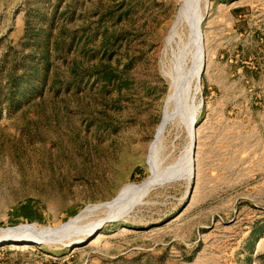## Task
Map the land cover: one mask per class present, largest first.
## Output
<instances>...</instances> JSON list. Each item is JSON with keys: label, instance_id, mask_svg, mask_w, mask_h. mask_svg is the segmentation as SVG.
Here are the masks:
<instances>
[{"label": "rangeland", "instance_id": "obj_1", "mask_svg": "<svg viewBox=\"0 0 264 264\" xmlns=\"http://www.w3.org/2000/svg\"><path fill=\"white\" fill-rule=\"evenodd\" d=\"M0 232L40 243L0 264H264V0H0Z\"/></svg>", "mask_w": 264, "mask_h": 264}, {"label": "bare ground", "instance_id": "obj_2", "mask_svg": "<svg viewBox=\"0 0 264 264\" xmlns=\"http://www.w3.org/2000/svg\"><path fill=\"white\" fill-rule=\"evenodd\" d=\"M195 5H196V4H195ZM191 6H192V5H191ZM191 6H190V7H191ZM190 7H189V8H190ZM191 8H192V7H191ZM193 8H194V7H193ZM184 12H185V11H183V13H184ZM196 13H197V12H196ZM181 15H182V14H181ZM194 15H195V14H194ZM178 17H180V15H179ZM185 17H186V16H185ZM185 17H184V18H185ZM189 18H191V17H189ZM182 19H183V18H182ZM191 19H192V18H191ZM183 20H184V19H183ZM186 21H187V20H186ZM186 21H184V22H186ZM189 21H190V20H189ZM184 22H183V23H184ZM191 22H192V21H191ZM183 23H181L180 25H182ZM192 23H193V22H192ZM192 23H191V24H192ZM194 23H195V22H194ZM196 25H198V24H196ZM174 26H175V25H174ZM176 26H177V25H176ZM178 26H179V25H178ZM180 27H181V26H180ZM174 29H175V28H174ZM178 29H180V28H178ZM178 29L174 30V32L176 31L175 33H177V30H178ZM170 32H171V30H170ZM171 33H172V32H171ZM171 33H170V34H171ZM181 33H182V32H181ZM176 35H178V33H177ZM170 36H171V35H170ZM173 36H174V35H173ZM192 36H194V34H193ZM192 36H191V37H192ZM174 37H175V36H174ZM169 38H171V37H169ZM177 39H178V38H177ZM193 39H194V38H193ZM175 40H176V39H175ZM181 41H182V38H181ZM188 41H189V40H188ZM179 42H180V41H179ZM182 42H183V41H182ZM182 56H183V55H182ZM184 58H185V57H184ZM178 61H179V60H178ZM182 61H183V60H182ZM179 62H180V61H179ZM178 64H179V63H178ZM180 64H181V63H180ZM184 65H185V64H184ZM178 66H179V65H178ZM182 66H183V65H182ZM184 67H185V66H184ZM162 69H163V67H162ZM167 69H168V68H167ZM176 69H177V68H176ZM181 69H183V68L181 67L180 70H181ZM193 69H194V68H193ZM180 70H179V71H180ZM184 72H185V71H184ZM167 73H168V72H167ZM171 73H172V72H171ZM171 73H168V75L171 74ZM185 73H186V72H185ZM189 73H190V71H189ZM179 74H180V73H179ZM183 75H184V73H183ZM171 76H172V75H171ZM187 76H188V74H187ZM190 76H191V75H190ZM190 76H189V77H190ZM174 77H176L175 74H174ZM171 78H172V77H171ZM177 78H178V75H177ZM180 78H181V75H180ZM180 78H179V79H180ZM187 78H188V77H187ZM190 78H191V77H190ZM190 78H189V79H190ZM175 79H176V78H175ZM181 79H182V78H181ZM174 81H175V80H174ZM180 81H181V80H180ZM174 84H175V83H174ZM184 85H185V84H184ZM184 85H183V83H182V86H184ZM182 88H183V87H182ZM184 88H185V87H184ZM186 88H187V87H186ZM179 90H180V88H179ZM174 104H175V103H174ZM166 107H167V106H166ZM183 107H184V106H183ZM177 112H178V111H177ZM189 119H190V118H189ZM191 120H192V119H191ZM191 122H193V121H191ZM190 127H191V126H190ZM159 129H160V128H159ZM161 129H162V127H161ZM189 130H190V129H189ZM160 131H162V130H160ZM160 131H159V132H160ZM156 141H157V140H156ZM156 141H155V142H156ZM159 142H161V140H160ZM189 142H190V141H189ZM155 144H157V143H155ZM155 144L153 143V145H155ZM157 145H158V144H157ZM157 145H155V146H157ZM151 146H152V145H151ZM151 150H152V147H151ZM155 150H156V149H155ZM157 152H158V151H157ZM185 155H186V154H185ZM189 155H190V154H189ZM186 156H187V155H186ZM184 158H185V157H184ZM189 158H190V157H189ZM152 159H153V158H152ZM152 159H151V162L154 160V159H153V160H152ZM156 159H158V161H160V162H161V160H162L161 158H160L161 160H159V158H157V157H156ZM180 159H181V157H180ZM158 161H157V163H159ZM179 161H180V160H179ZM153 162H154V161H153ZM153 162L151 163L152 165H153ZM155 162H156V161H155ZM155 162H154V163H155ZM159 165H160V164H159ZM166 166H167V165H166ZM178 166H180V165H178ZM181 167H182V166H181ZM151 169H152V167H151ZM154 169H155V166H154ZM161 169H162V171H163V168H161ZM157 170H158V169H157ZM151 172H152V170H151ZM154 172H155V171H154ZM166 172H167V171H166ZM177 173H178V172H177ZM151 174H152V173H151ZM166 174H167V173H166ZM157 175H158V173H157ZM159 176H160V175H159ZM172 177H173V176H172ZM161 178H163V177H161ZM152 179H153V178H152ZM159 182H160V181H159ZM153 183H155V182H153ZM157 183H158V182H157ZM145 184H146V183H144V184L141 185V186H140V185H139V186H137V185H136V186H130V187H128L126 190L121 191V192L118 194L117 198H116L115 200H113L111 203L101 204V205H99V207H100V206H111V208H115V207L120 203V201H122L123 197H125L124 194L127 195L128 192L132 191V190L135 189V188L144 189V188H146V186H147V184H146V185H145ZM148 185H150L149 182H148ZM150 186H151V185H150ZM137 196H139V195H137ZM130 201H131V200H130ZM133 202H134V201H133ZM121 203H122V202H121ZM96 207H97V206H96ZM124 208H125V207H124ZM98 209H99V208H98ZM120 209H121V208H120ZM122 209H123V208H122ZM120 211H122V210H120ZM79 220H80V219H79ZM69 223H70V222H69ZM92 224H93V223H92ZM74 226H75V225H74ZM17 228H18V227H17ZM18 229H19V228H18ZM20 229H22V228H20ZM15 230H16V229H15ZM49 230H50V228H49ZM5 231H6V230H5ZM3 232H4V231H3ZM11 232H12V231H11ZM0 233H1V232H0ZM6 233H7V231H6ZM47 233H48V231H47ZM8 234H10V233H8ZM11 235H12V234H11Z\"/></svg>", "mask_w": 264, "mask_h": 264}, {"label": "water", "instance_id": "obj_3", "mask_svg": "<svg viewBox=\"0 0 264 264\" xmlns=\"http://www.w3.org/2000/svg\"><path fill=\"white\" fill-rule=\"evenodd\" d=\"M202 38L200 37V40ZM201 71L198 77V83H200V78H201ZM194 121L193 120V124H192V136H191V155H193V151H194V147H195V136H194ZM13 241H18V242H28V243H32V244H40L38 241H30V240H1L0 243H5V242H13Z\"/></svg>", "mask_w": 264, "mask_h": 264}]
</instances>
